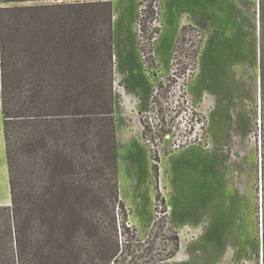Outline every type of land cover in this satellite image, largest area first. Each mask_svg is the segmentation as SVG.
Listing matches in <instances>:
<instances>
[{
  "label": "rangeland",
  "instance_id": "rangeland-1",
  "mask_svg": "<svg viewBox=\"0 0 264 264\" xmlns=\"http://www.w3.org/2000/svg\"><path fill=\"white\" fill-rule=\"evenodd\" d=\"M108 1L111 36L98 23L90 72L78 64L68 76L79 109L104 77L110 157L99 174L88 143L86 166L78 157L68 174L87 186L70 217L76 258L60 264H260L257 0ZM18 76L0 37V92ZM186 117L202 122L199 137L181 130ZM2 122L0 101V201L9 204Z\"/></svg>",
  "mask_w": 264,
  "mask_h": 264
},
{
  "label": "trees",
  "instance_id": "trees-1",
  "mask_svg": "<svg viewBox=\"0 0 264 264\" xmlns=\"http://www.w3.org/2000/svg\"><path fill=\"white\" fill-rule=\"evenodd\" d=\"M0 2L3 50L8 49L19 75L12 88L3 79L0 92L10 195L9 204L0 203V264L72 261L77 244V229L70 220L76 216L73 198L76 189L87 185H76L68 174L74 172L78 157V164L86 166L83 155L89 153L87 144L92 142L97 143L95 170L104 174L112 124L104 77L95 81L93 96L84 99L79 109L72 106L76 90L69 88L72 78L68 74L78 64L84 67L85 76L90 72L98 23L106 24L105 33L111 36L110 2ZM98 5L107 8L105 13L91 9ZM256 17L258 262L264 264V0H257ZM109 48L99 49L102 64L110 58ZM64 166L67 176L60 170ZM64 187L71 197L60 208Z\"/></svg>",
  "mask_w": 264,
  "mask_h": 264
},
{
  "label": "built area",
  "instance_id": "built-area-1",
  "mask_svg": "<svg viewBox=\"0 0 264 264\" xmlns=\"http://www.w3.org/2000/svg\"><path fill=\"white\" fill-rule=\"evenodd\" d=\"M188 121L191 122V124H189ZM201 125H203L202 122H201V124H199L198 122H196V124H195V122H193L192 119H190L189 117L188 118L186 117V120H183L179 124V126L181 127V130H184V131L185 130L189 131L191 128H193L194 134H196L198 137L203 133V128ZM149 127L151 130L154 131L153 126H149ZM174 129H175V126H174ZM152 161L154 163H156V161L154 159H152Z\"/></svg>",
  "mask_w": 264,
  "mask_h": 264
},
{
  "label": "crops",
  "instance_id": "crops-1",
  "mask_svg": "<svg viewBox=\"0 0 264 264\" xmlns=\"http://www.w3.org/2000/svg\"><path fill=\"white\" fill-rule=\"evenodd\" d=\"M9 187H7V197H6V199H8V203H9ZM0 203H4V201H0ZM4 204H6V202L4 203Z\"/></svg>",
  "mask_w": 264,
  "mask_h": 264
},
{
  "label": "water",
  "instance_id": "water-1",
  "mask_svg": "<svg viewBox=\"0 0 264 264\" xmlns=\"http://www.w3.org/2000/svg\"><path fill=\"white\" fill-rule=\"evenodd\" d=\"M59 1H62V0H59Z\"/></svg>",
  "mask_w": 264,
  "mask_h": 264
}]
</instances>
